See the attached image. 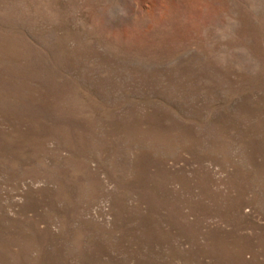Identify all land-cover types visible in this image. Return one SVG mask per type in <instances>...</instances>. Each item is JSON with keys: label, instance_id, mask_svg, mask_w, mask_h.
<instances>
[{"label": "rangeland", "instance_id": "rangeland-1", "mask_svg": "<svg viewBox=\"0 0 264 264\" xmlns=\"http://www.w3.org/2000/svg\"><path fill=\"white\" fill-rule=\"evenodd\" d=\"M0 264H264V0H0Z\"/></svg>", "mask_w": 264, "mask_h": 264}]
</instances>
